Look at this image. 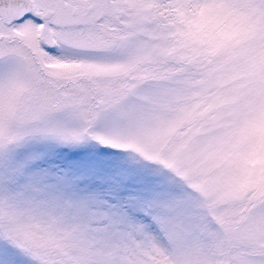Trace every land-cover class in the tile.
<instances>
[{"label":"snow or ice","instance_id":"obj_1","mask_svg":"<svg viewBox=\"0 0 264 264\" xmlns=\"http://www.w3.org/2000/svg\"><path fill=\"white\" fill-rule=\"evenodd\" d=\"M0 264H264V0H0Z\"/></svg>","mask_w":264,"mask_h":264}]
</instances>
